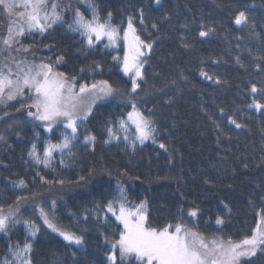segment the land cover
Masks as SVG:
<instances>
[{"label": "trees", "instance_id": "trees-1", "mask_svg": "<svg viewBox=\"0 0 264 264\" xmlns=\"http://www.w3.org/2000/svg\"><path fill=\"white\" fill-rule=\"evenodd\" d=\"M88 1L91 7L81 12L85 17L91 18L92 6L101 19L111 12L112 24L123 35L132 16L137 34L152 43L144 79L132 93L131 80L121 71L124 41L116 48H103L101 42L90 49L68 29V19L43 34L23 37L21 43L30 50L21 53L28 61L52 63L70 80L75 77L77 86L107 80L118 91L78 122L73 155L56 152L48 167L29 157L33 143L42 156L49 140L59 143L61 133L70 130L58 125L46 132L27 115L30 109L21 107L20 99L0 110L1 123L13 127L0 140V208L25 206L17 212L21 221L40 219L35 238L23 224L0 233V264L13 262L16 246L26 241L32 244V264H110L111 242L123 227L105 205L118 194V184L130 204L147 200L148 223L157 229L181 223L210 240L253 234L257 214H264V110L249 105L253 99L264 102L261 91L251 92L252 85L264 90V0H161L159 5L155 0ZM240 11L248 22L238 26L234 21ZM201 31L209 34L202 37ZM58 56L64 58L60 63ZM129 101L154 120L155 144L137 143L133 150L123 139L105 143L107 127L118 130L117 121L131 111ZM87 135L96 137L94 146L85 142ZM61 179L63 185L53 182ZM20 180L26 187L18 186ZM41 207L57 226L82 236L84 244H69L48 229ZM194 209L198 214L193 218L188 213ZM217 217L224 219L223 225L215 223ZM117 264L139 262L118 254ZM242 264H264V255L258 252Z\"/></svg>", "mask_w": 264, "mask_h": 264}, {"label": "snow or ice", "instance_id": "snow-or-ice-1", "mask_svg": "<svg viewBox=\"0 0 264 264\" xmlns=\"http://www.w3.org/2000/svg\"><path fill=\"white\" fill-rule=\"evenodd\" d=\"M155 3L159 5L161 0H155ZM57 8L58 4L50 3V0H0V10H3L9 20L7 34L0 39V44L3 45V48H0V105L6 107L9 102L20 99L21 107L30 109L27 115L34 121L40 122L46 132L51 133L57 124L70 130L61 133L62 140L59 143H52L49 140L43 149L42 156L36 144L33 143L28 155L35 163L43 164L45 167L51 164L56 152H59L61 157L66 151L67 155H73V141L78 138L77 132L80 127L78 122L88 119L97 101L113 97L118 91L107 80L94 81L91 84L82 83L77 86L75 77L70 80L65 73L56 71L52 63L37 64L27 59L17 60L12 54L13 51L28 52L30 50L19 39L26 33L43 34L58 22H62V16ZM140 17V23L143 24L142 10ZM247 22L248 17L245 12L240 11L234 23L240 26ZM152 27L157 26L153 24ZM68 29L78 33L83 43L90 49H95L97 45H101V42H104L101 45L103 48H116L119 47V41L123 40L126 52L121 61V70L131 78V92H137L140 87L137 81L144 79L142 69L145 61L141 58L151 52L153 45L146 43L137 34L132 16L127 18V27L121 35V30L112 24V13L108 12L106 18L101 19L97 8L92 6L91 18L77 11ZM208 34L209 32L206 31L200 32L202 37ZM15 45L19 46L14 47ZM63 59V56H58L56 63L62 62ZM114 59L119 61L120 57L116 56ZM201 75L208 80H213V77L206 72H201ZM214 82L220 83L218 79ZM258 91L264 95V90H258L255 85H252L251 92ZM129 102L131 111L117 121L118 130L107 127L108 139L105 143L123 139L133 150L136 149L137 143L141 146L147 141L155 144L157 140L154 120L145 116L136 103ZM249 107L261 111L264 110V102L253 99ZM230 123L236 128L242 127L235 119H231ZM3 139L0 136V140ZM84 139L86 143L94 146L95 136L87 135ZM159 147L165 148V145L161 143ZM41 181L49 183L43 176ZM53 182L61 185L65 183L62 179ZM17 183L20 187H26L23 180ZM117 190L118 194L105 205L106 213H110L123 227L119 238L111 242V251L108 256L110 264H117L118 254L120 259L134 257L139 264H242V261L247 262L257 256L258 252L264 255V214H257L260 219L250 236L240 240L221 237L206 241L200 233L188 229L181 223L168 224L163 229L149 225L147 200L130 204L124 187L118 184ZM54 207L55 202H53ZM39 211L44 225L52 232L60 235L69 244L77 246L84 244L82 236L57 226L44 208L41 207ZM197 214L195 209L188 213L193 218ZM97 217L99 218V213ZM87 218V216L84 217L85 220ZM104 219L107 222L106 214ZM20 222L16 210L10 208L5 213V210L0 208V232L7 231L10 224ZM23 223L27 226L32 238L40 232L39 226L34 223L26 220ZM215 223L223 225L224 219L217 217ZM31 251L32 244L27 241L22 247L17 245L16 251L12 253L14 261L5 259L3 264H15V262L32 264Z\"/></svg>", "mask_w": 264, "mask_h": 264}, {"label": "rangeland", "instance_id": "rangeland-1", "mask_svg": "<svg viewBox=\"0 0 264 264\" xmlns=\"http://www.w3.org/2000/svg\"><path fill=\"white\" fill-rule=\"evenodd\" d=\"M88 2V3H87ZM50 3H57L58 4V8H57V11L61 14V16H62V20H64V19H68L71 23H72V21H73V19H74V17H75V13L77 12V11H79V12H82V8H84V7H87L88 5H89V7H91V5L89 4V1L88 0H50ZM15 18V17H14ZM8 26H9V20H8V18L6 17V15H5V13L3 12V10H0V39H2L3 37H5L6 36V34H7V28H8ZM127 27V26H126ZM27 34H29V33H26L25 34V36L27 35ZM21 41H22V39H23V37L22 38H19ZM124 45H125V42H124ZM19 45H15L14 47H18ZM0 48H3V45L2 44H0ZM125 52H126V47H125ZM15 57H16V59L17 60H20V59H26L24 56V54L23 53H21V51L20 52H15V51H13V53H12ZM150 54V53H149ZM149 54L148 55H146V56H144V57H142L141 59L143 60V61H145V63H144V66H145V64H146V60H147V58H148V56H149ZM37 64H39V63H37ZM144 68V67H143ZM122 71V70H121ZM142 71H143V69H142ZM123 72V71H122ZM124 74V73H123ZM125 75V74H124ZM127 78H129L130 80H131V78H130V76H128V75H125ZM140 82V80H138L137 81V83H139ZM111 98V97H110ZM110 98H108V99H105V100H100V101H97V103L95 104V106L97 105V104H99V103H102V102H105V101H107V100H109ZM94 106V107H95ZM3 107H5V106H3V105H0V110L3 108ZM93 107V108H94ZM93 108H92V110H93ZM30 118H32V117H30ZM2 119L3 118H1L0 117V136H2L4 139L7 137V134H10V132L12 131V129H13V127L11 126V125H8V124H2L1 122H2ZM40 123V122H39ZM58 125H61V124H57L56 126H58ZM55 126V127H56ZM147 142H151V141H147ZM146 142V143H147ZM25 206H22V207H18L17 209H14V210H16L18 213L24 208ZM26 207H28V206H26ZM5 213H7V211H5ZM17 213V214H18ZM39 213H40V211H39ZM34 216H31L30 218H27V219H25L26 221H30V222H32V223H36V222H39L40 221V219H38L37 217H35V218H33ZM20 219V218H19ZM259 219H260V216H259ZM21 220V219H20ZM24 220V221H25ZM42 220V219H41ZM36 221V222H35ZM118 222V221H117ZM258 222H259V220H258ZM20 224H23L24 226H26L24 223H23V221H21L20 223H17V224H10L9 225V228H12V227H14L15 225L17 226V225H20ZM6 232V231H5ZM195 232V231H194ZM0 233H2V232H0ZM205 238V237H204ZM205 240L206 241H211L210 239H207V238H205ZM18 264V263H17Z\"/></svg>", "mask_w": 264, "mask_h": 264}]
</instances>
